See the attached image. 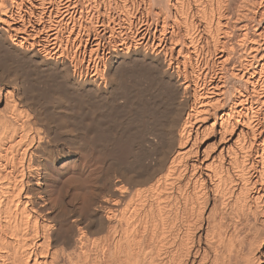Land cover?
<instances>
[{
    "label": "bare ground",
    "instance_id": "obj_1",
    "mask_svg": "<svg viewBox=\"0 0 264 264\" xmlns=\"http://www.w3.org/2000/svg\"><path fill=\"white\" fill-rule=\"evenodd\" d=\"M263 258L264 0H0V264Z\"/></svg>",
    "mask_w": 264,
    "mask_h": 264
},
{
    "label": "rangeland",
    "instance_id": "obj_2",
    "mask_svg": "<svg viewBox=\"0 0 264 264\" xmlns=\"http://www.w3.org/2000/svg\"><path fill=\"white\" fill-rule=\"evenodd\" d=\"M1 67H2V66H1ZM26 69H28V68H26ZM8 75H9V74H8ZM9 76H10V75H9ZM9 76H8V77H9ZM6 77H7V74H6ZM29 80H30V79H29ZM29 80H28V82L26 83L27 86H25V87H27V88H26L27 91H28V89L30 90V88H31V87L28 86V85H31V86L33 85V86H34V87H32L33 92H36L37 94L39 93V95L42 94V95H40V96H42V97H40V96L38 95L39 99L42 101V102H40V103H41L42 105H44V104L46 103L44 106L48 105V103H50V102H48V100H49V97H48V96L50 95V94L47 92V91H48V87H45V86L42 87V85H43L42 83H43V82H38V81L35 80V79H31V80H30L31 83L29 82ZM33 80H34V81H33ZM36 81H37V82H36ZM28 83H29V84H28ZM36 83L39 85V87H38V85H36ZM39 83H40V84H39ZM146 83H147V85H146ZM152 84H154V86H157V85H158V82H156V84H155L154 81H153L151 84L148 83V82H145L144 85L147 86V87H145V88L148 89L149 87L152 88V86H151ZM149 85H150V86H149ZM28 87H30V88H28ZM150 88H149V89H150ZM147 89H146V93L148 94V93H149V91H148L149 89H148V90H147ZM41 90H42L43 92H42ZM25 91H26V90H25ZM30 91H31V90H30ZM147 91H148V92H147ZM160 91H162V89L159 90V94H157V95L160 96L161 98H163V96H164V98H165V99L163 98V99H164L163 102H164V104H165V105L163 104V107L165 106L164 111H163L164 114H161V119H164V121L167 120V122H166V121H165V122H166L167 125H168V124L170 123V121H171V118H174L173 115H176V112H177V111L180 112L182 107L179 106L180 109H179V107L177 108L178 105L175 104L173 101H171L172 99H171L170 97L167 98V97H168L167 95H165V94L162 95V93H161ZM44 92H46L45 94L48 93V94H47L48 96L46 95L48 98H45V97H44V96H45ZM160 93H161V94H160ZM43 94H44V96H43ZM165 96H167V97H165ZM160 97H158V99H159ZM71 98H72V97H71ZM46 99H47V100H46ZM150 99H152V100H149V102L154 101V98L151 97ZM44 100H46L48 103H47L46 101H45V103H43ZM51 100H52V98H51V96H50V100H49V101H51ZM72 100L74 101V103H75V102H77V103H75V105H74V103H73ZM76 100H77V101H76ZM78 101H79L81 104L84 102L83 99H82V100L79 99V98H76V99H75V98L73 97V99H69V98H68L67 103L69 102V103H68L69 105H74V106L78 105V106L75 107V108H78V107L80 106V103H78ZM82 101H83V102H82ZM168 101H169V102H168ZM170 102H171V103L173 102L172 105L169 104ZM97 103H98V102H96V104H97ZM151 103H153V102H151ZM83 104H84V103H83ZM83 104H82V105H83ZM91 104H92V103H91ZM92 105H93L92 107L95 108V109L93 110V111H94V114L96 113L95 115L99 114V113H97V111L100 112V111H101V107H102V109H103V107H104V106H102V105H98V104L95 105V103L92 104ZM174 105H175L176 108H174ZM176 105H177V106H176ZM95 106L98 107L100 110H99L98 108H96ZM99 106H100V107H99ZM117 106H118V105H116V107H113V108H115V109L117 108L115 111L112 109L113 112L110 111L111 109H110V110H109V109H105V108H108V106H107V107H106V106L104 107V110H105V111H103V110L101 111V112H103V113H102L103 115H104V114H105V115L108 114L107 112H111V113H113L115 119H113V114H111V113H109L110 116H111L110 118L108 117L109 114L106 115V116H104V117H105L104 119H105L106 121H108V118H109V121H110V122H106V121H104V119L102 118L103 116H100V117H101V119H103V121L105 122L103 125H105V127H107L109 130H111V132H112V130L115 132V133H113V132H112V133H108L107 136H108V137H109V136H111V137L113 136V137H114V135H112V134H115V136L117 135L116 137H114L115 139H118L117 137H119V139H118L117 141H115V139H114L113 137H112V138L109 137L110 140H109V138H108V139H107L108 142L110 143V142H113V141H114V142L117 143V145H118V144H121V143H123V144L125 143L124 145L122 144L123 147H124V146H126V142H125V141H126V140L129 141L130 144H127V146L125 147V149L123 148V150H125V153H128L129 156H131V153H132L131 148H132V147L135 148V145L133 144V141H132L131 136L133 135L132 133H134L137 129H136V130L133 129V130H134V132H133V130H132L130 127H128V128H126V129L124 128V130H125L127 133L124 132V130H122V131H121V134H120V132H119V134H117L116 129H115V128L113 127V125H112L113 123L109 125V123L113 122L114 120L116 121V120L118 119L117 117H119V120H120L122 117H124V115L121 116V115H122V114H121V111H119V110H120V107H119V106L117 107ZM72 107H73V106H72ZM90 107H91V106H90ZM92 107H91V108H92ZM166 107L170 109V110L168 109L170 112L167 110ZM109 108H110V107H109ZM173 108H174V110L177 109V111H174ZM97 109H98V110H97ZM178 109H179V110H178ZM107 110H109V111H107ZM117 110H118L119 113H117ZM166 110H167L169 113H168ZM171 110H172V111H171ZM95 111H96V112H95ZM101 112H100V114H101ZM163 112H162V113H163ZM166 112H167V115H165ZM116 113H117L118 115H117ZM170 113H173V115H171ZM174 113H175V114H174ZM50 114H52V116L50 115L51 117H54L53 115H55L54 113H50ZM100 114H99V115H100ZM102 114H101V115H102ZM168 114H169V116H168ZM177 114H178V113H177ZM99 115H98V117H99ZM115 115H116V116H115ZM170 115H171L172 117H171ZM162 116H164L165 118H162ZM100 117H99V118H100ZM106 117H107V119H106ZM120 117H121V118H120ZM166 117H168V118L170 117V118L168 119V118H166ZM111 119H112L113 121H112ZM168 121H169V122H168ZM116 122H118V120H117ZM107 123H108V125H107ZM70 125H71V124H70ZM111 125H112L113 128L111 127ZM169 125H170V124H169ZM169 125H168V126H169ZM68 127H70V126H68ZM109 127H110V128H109ZM80 128H81V125L78 124V129H79V130H77V133L79 132V133L81 134V133H82V132H81V131H82V130H81L82 128H81V129H80ZM129 128H130V130H129ZM136 128H137V126H136ZM92 129H94V127H93ZM96 129H98V132H99V128H98V127H95L94 130L97 131ZM108 129H107V132H110ZM94 130H91V132H90V133H92L91 135H94V134H96V135L98 134V135H99V133H97V132L94 133V132H95ZM128 131H129V133H128ZM130 132H131V135H130ZM67 133H69V132L67 131ZM79 133H78V135H79ZM93 133H94V134H93ZM123 133H126V134L124 135ZM65 135H67V134H65ZM123 135H124V136H123ZM127 135H129L130 138H129ZM122 136H123V137H122ZM78 137L82 139L83 135L81 134V135H79ZM97 137H98V139H97ZM97 137H96V139H94V142H95V143L93 142L94 144H96V145H94L96 149H98L97 147L99 146V144L97 145L98 142L96 143L95 140H98V141L100 140V137H99V136H97ZM124 137H128V138L126 139V138H124ZM111 139H112L113 141H111ZM120 139H123V140L121 141ZM124 139H125V140H124ZM130 140H131L132 142H131ZM119 141H120V142H119ZM129 142H128V143H129ZM131 143H132V144H131ZM130 145H132V146L130 147ZM129 147H130V148H129ZM158 147H159V148H158ZM158 147H155V148L153 147V150H152V147L149 146V148H151V149H150V150H149V149L147 150L148 153H149V151H151V152L154 153V154L152 155V153L150 152V153H149L150 155H149V154L147 153V151H146V154L143 156V157H145V158L143 159V161L146 162L147 165H148V167L151 168V169H153V168H152L153 166H152V164L150 165V162H151V163H154L153 161H155V160L152 159V158L158 159V158H160V157L162 156V153H163L162 151H163L164 148H162V146H161V148H160V146H158ZM80 148H81V149H80ZM82 148H84V147H83V146H80V147H79V150H78V152H79L80 154L82 153L81 155H83V154H84L83 152L85 151V150L82 149ZM134 148H132V150H133V152H134V153H132V155H133L132 157H133V159L137 162V161H138V155H137L138 151H137V149H135V151H137V153L135 154ZM129 149H130V151H129ZM157 149H159V150H157ZM160 149H162V150L160 151ZM80 150H81V152H80ZM82 150H84V151H82ZM126 150H127V151H126ZM95 151H96V150H94V153H95V154L93 153V154H94V155H93V156H94V157H93L94 159H96V157L98 156V153H97L98 151H97V152H95ZM154 151H155V152H154ZM159 151H160V152H159ZM155 153H156V154H155ZM157 153H158L159 155H158ZM147 154H148V157H146ZM160 154H161V156H160ZM151 155H152V156H151ZM83 156H84V155H83ZM135 156H136L137 158H136ZM149 156H151V157H149ZM159 156H160V157H159ZM132 157H131V158H132ZM134 157H135V158H134ZM147 158H150L151 161H150V159H148L149 161L146 160ZM141 160H142V159H141ZM145 160H146V161H145ZM148 162H149V164H148ZM80 164H81V162H79V164H78L79 172L81 173V175H82L83 177H86L87 174L89 173V172H86V171H89V168L83 166V165H84V162H82L83 165H81V166H82V170H81V166H80ZM136 164H137V163H136ZM138 164H139V162H138ZM138 164L135 165V163H134L133 165H134V167L136 168V166H138ZM153 165H154V164H153ZM139 166H140V165H139ZM139 166H138V167H139ZM79 167H80V168H79ZM64 168H65L66 170H65ZM64 168L62 169V168L60 167V168H58V169H55L54 174H53L54 176H53V178L51 177L52 180H51L50 184H51V187H52L54 190H55L56 185H57V183L59 182V180L61 181L60 177H61V178H64V179H62V180H65V179H67V177H69V176H67L68 173H69V175H70V174L73 172V170H71V169L68 168V167H65V166H64ZM60 169H61V171H60ZM85 169H86V171H85ZM58 170H59V171H58ZM62 170L64 171V173H63ZM56 171H57V172H56ZM82 171L85 172V175L82 174V173H83ZM59 172H61V173H59ZM65 172H67V175H66ZM57 173H58V174H57ZM64 175H65L66 177H65ZM58 179H59V180H58ZM57 180H58V181H57ZM262 261L264 262V258H263Z\"/></svg>",
    "mask_w": 264,
    "mask_h": 264
}]
</instances>
